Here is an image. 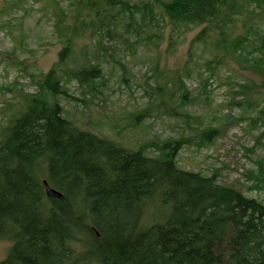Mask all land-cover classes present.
I'll list each match as a JSON object with an SVG mask.
<instances>
[{
	"label": "trees",
	"instance_id": "1",
	"mask_svg": "<svg viewBox=\"0 0 264 264\" xmlns=\"http://www.w3.org/2000/svg\"><path fill=\"white\" fill-rule=\"evenodd\" d=\"M103 1L108 12L120 6L129 15L128 31L151 29L154 4ZM159 4L174 32L184 35L203 27L191 47L211 45L208 65L224 67L231 55L264 75L261 27L235 31L236 16H246L252 4L253 12H264V0ZM97 12L100 26L109 29L114 17ZM70 49L65 45L61 51L62 62ZM69 77L90 85L104 74L94 65ZM62 78L51 71L40 92L66 95ZM177 88H187L185 81ZM181 98L186 104L188 92ZM63 113L59 103L32 97L0 137V230H15L13 247L0 264H264V204L220 184L216 175L180 169V140L163 142L157 155L148 156L147 145L123 148ZM167 113L182 115L177 109ZM211 133L204 132L202 139L209 141ZM43 180L65 200L48 199ZM85 249L92 251L88 258L82 257Z\"/></svg>",
	"mask_w": 264,
	"mask_h": 264
},
{
	"label": "rangeland",
	"instance_id": "2",
	"mask_svg": "<svg viewBox=\"0 0 264 264\" xmlns=\"http://www.w3.org/2000/svg\"><path fill=\"white\" fill-rule=\"evenodd\" d=\"M122 1L154 4L151 29L128 31L129 15L120 6L108 12L103 0H0V137L40 95L59 103L63 116L80 128L126 149L147 145L146 154L155 156L163 142L180 140V169L216 175L220 184L264 204V75L231 55L224 67L208 65L211 45L191 47L203 27L174 32L160 0ZM251 6L246 16H236L235 31L260 26L262 34L264 12ZM96 9L114 17L109 29L100 26ZM65 45L71 49L62 62ZM94 65L101 66L102 81L86 85L69 77ZM53 70L63 77L66 95L40 92ZM180 80L187 88H177ZM171 109L182 115L170 116ZM204 132H212L209 141ZM14 231L0 230V262L13 247ZM84 252L88 258L92 251Z\"/></svg>",
	"mask_w": 264,
	"mask_h": 264
},
{
	"label": "water",
	"instance_id": "3",
	"mask_svg": "<svg viewBox=\"0 0 264 264\" xmlns=\"http://www.w3.org/2000/svg\"><path fill=\"white\" fill-rule=\"evenodd\" d=\"M43 185L45 189V195L48 199L60 201L65 200V196L58 190L54 189L47 180H43Z\"/></svg>",
	"mask_w": 264,
	"mask_h": 264
}]
</instances>
